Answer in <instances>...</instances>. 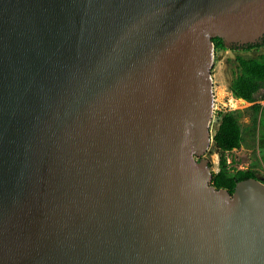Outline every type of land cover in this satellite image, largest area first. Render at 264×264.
<instances>
[{"label":"water","instance_id":"1","mask_svg":"<svg viewBox=\"0 0 264 264\" xmlns=\"http://www.w3.org/2000/svg\"><path fill=\"white\" fill-rule=\"evenodd\" d=\"M214 37L264 0H0V264H264V184H211Z\"/></svg>","mask_w":264,"mask_h":264},{"label":"trees","instance_id":"2","mask_svg":"<svg viewBox=\"0 0 264 264\" xmlns=\"http://www.w3.org/2000/svg\"><path fill=\"white\" fill-rule=\"evenodd\" d=\"M212 43L214 52L226 48L219 37L212 38ZM260 46H264V40L261 44L247 45L242 49L249 50ZM235 61L236 66L228 89L234 98L251 103L248 107L252 121L250 131L257 132L258 146L262 150L261 160L264 163V104H260L258 100L262 98L257 97L258 93L264 89V52L250 57L236 55ZM241 115V110L219 112L218 126L213 135L214 149L218 155V170L212 172L211 184L216 189H226L229 193L233 192L235 184L241 180L258 179L253 169H236L227 163L226 154L239 148L243 143ZM261 182L264 184V179Z\"/></svg>","mask_w":264,"mask_h":264},{"label":"rangeland","instance_id":"3","mask_svg":"<svg viewBox=\"0 0 264 264\" xmlns=\"http://www.w3.org/2000/svg\"><path fill=\"white\" fill-rule=\"evenodd\" d=\"M237 48V49H233ZM264 52V46L244 50L241 47L226 46L223 50H217L213 53V61L209 69L212 82L213 93V113L210 121V134L214 135L218 126L219 112L228 110H241L240 123L243 129V143L237 149H233L226 154L227 163L230 167L236 169H253L260 181L264 179V163L261 160L262 150L258 146L257 132H251V112L249 106L251 103L247 101H239L232 96L228 89V85L233 77L236 66V55L244 57L256 56ZM263 96V97H261ZM258 102L264 104V89L258 95ZM236 99V100H235ZM215 171L218 170V155L215 152L214 144L211 141L205 151Z\"/></svg>","mask_w":264,"mask_h":264},{"label":"bare ground","instance_id":"4","mask_svg":"<svg viewBox=\"0 0 264 264\" xmlns=\"http://www.w3.org/2000/svg\"><path fill=\"white\" fill-rule=\"evenodd\" d=\"M235 100H236V99H235ZM239 101H242V102H243L244 100H243V99H239Z\"/></svg>","mask_w":264,"mask_h":264}]
</instances>
